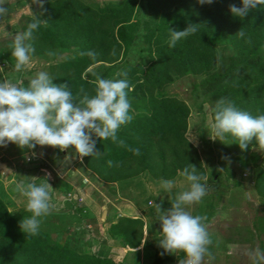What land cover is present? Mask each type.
<instances>
[{"label": "trees", "instance_id": "16d2710c", "mask_svg": "<svg viewBox=\"0 0 264 264\" xmlns=\"http://www.w3.org/2000/svg\"><path fill=\"white\" fill-rule=\"evenodd\" d=\"M31 1L19 0L18 5ZM231 4L243 6L242 0H214L204 5L198 0L104 3L44 0L42 7L32 8V14L22 15L19 32L27 29L33 17L44 21L29 41L34 48L31 56L49 59L48 72L54 82H67L74 96L83 95L80 89L94 94V84L90 83L95 79L94 73L104 78H112L121 70L128 73L131 86L128 99L133 120L121 126L117 133L125 146H118L111 139H97L96 149L100 154L83 157L90 171L107 183H119L120 190H131L129 180L143 174L156 181L173 180L190 164L197 167L198 174L207 177L198 147L187 136L191 108L184 100L164 91L165 85L188 73L206 74L196 85L198 95L205 101L216 102L225 97L254 116L264 114V5L241 19L230 12ZM190 25L197 31L170 47V28L185 30ZM240 29L246 33L245 38L236 34ZM138 37L144 41L140 43ZM249 37L251 44L246 42ZM13 38L8 46L0 49V60L5 65L3 72L7 74L16 72L9 48ZM72 47L71 56L55 61L57 55ZM226 49H231L232 53H219ZM49 51L54 55H48ZM89 51L96 53L94 60L82 55ZM97 63L100 64L96 71L88 70ZM23 74L19 72L20 76ZM22 86L27 84L23 82ZM226 138L233 141L231 135ZM205 142L206 149L213 153V141L206 138ZM254 146L255 140L244 152ZM129 148L139 149V155ZM38 149L37 145L34 150ZM30 151L20 148L18 154ZM257 151L251 156L259 166ZM56 152L63 151L56 148ZM109 160L113 161L111 167L107 163ZM50 166L44 157L34 168L26 169L30 176L25 181L49 182L56 209H63L68 207V201L55 196V185L60 177L54 175L52 179L43 172V168ZM213 176L208 179V192L216 191L217 178ZM255 185L264 196V167L256 175ZM71 206L74 209L69 213L52 214L51 222L47 220L48 215L42 217L38 234L26 235L19 222L30 216V212L25 206L12 209L0 191V264H126V260L118 261L112 256L114 251L110 253L108 249V238L123 247L137 248L142 244L145 221L141 217H118L108 227L107 237L99 228H89L90 223L75 212L76 205ZM72 214L75 217H71ZM63 215L70 220L65 221ZM149 216H153V210ZM156 223L158 228L160 223ZM58 227L63 229L53 230ZM66 233L67 239L63 242L60 236ZM145 248H149V242L145 243ZM164 253L157 244L152 264H163ZM130 264H140V260Z\"/></svg>", "mask_w": 264, "mask_h": 264}, {"label": "clouds", "instance_id": "9594fccd", "mask_svg": "<svg viewBox=\"0 0 264 264\" xmlns=\"http://www.w3.org/2000/svg\"><path fill=\"white\" fill-rule=\"evenodd\" d=\"M201 5L212 4L214 0H198ZM43 6L44 0H34ZM6 0H0V19L8 15V8L4 5ZM242 7L229 5L233 16L244 19L248 13L264 5V0H242ZM40 18L33 17L27 29L17 32L9 45L11 56L15 59L16 72L28 70L31 65V54L34 48L29 41L40 24ZM197 31L194 25L185 30L170 28L169 46L174 47L182 38ZM245 38L246 33L240 29L236 33ZM251 44V38L246 40ZM48 55H54L51 51ZM93 60L96 53L89 51L82 53ZM95 79L94 94L89 95L80 89L83 95L74 96L67 82L56 83L54 78L46 71H39L28 79L27 86L13 83L7 78L0 80V146L6 147L14 143L21 149H35L39 146H51L60 151L74 148L81 157L99 155L96 149L97 139L111 141L124 147L125 142L118 138L121 126L133 120L131 102L128 99V90L131 86L127 80V71H118L112 78H104L93 74ZM124 77V78H120ZM208 108V105H205ZM214 119L207 128L209 138L213 141L219 139L224 142L226 135L233 137L232 142L238 143L241 150L246 151L255 140V148L264 152V114L252 115L241 110L228 98L220 97L216 100ZM95 137V139H94ZM231 143V142H230ZM139 155V149H131ZM113 166V161H107ZM4 169L0 173H9ZM12 174V173H11ZM188 181V187L177 193L174 200H170L171 207L164 210L157 204L159 232V246L166 253L177 254L182 252L186 260L179 264H202L204 256L208 253V246L212 239L205 223L207 216L193 215L190 206L201 202L207 195V177L197 173V167L190 164L179 173ZM201 181H205L202 183ZM164 193L170 194L176 181L161 180ZM52 186L49 182L37 184L34 180L25 183H15L14 191L26 200V211L32 215L23 217L19 222L20 229L26 235H37L42 223V217L56 210L53 203ZM254 259L264 261V253L256 249L249 253Z\"/></svg>", "mask_w": 264, "mask_h": 264}, {"label": "rangeland", "instance_id": "374dc122", "mask_svg": "<svg viewBox=\"0 0 264 264\" xmlns=\"http://www.w3.org/2000/svg\"><path fill=\"white\" fill-rule=\"evenodd\" d=\"M86 1L104 3L106 1L120 2L121 0ZM18 4H20L19 0H6L4 6L8 8V15L0 19V49L8 46V41L19 32L22 24V15L32 14V8H38L40 6L39 3H34V0L26 5ZM139 27L142 28L141 25ZM137 40L140 43L144 41L140 37ZM71 50H74L73 47L64 50L63 53L56 56L57 59L55 61L60 62L71 56ZM219 53L228 54L232 53V50H220ZM130 57L132 58L131 55ZM219 60L221 63L220 56ZM50 63L49 59L37 55L31 56L32 66L28 70L23 71L22 73L24 74L20 76L19 72L4 73L5 65L0 60V80L7 78L13 83L23 81L27 84L28 79L33 77L37 72H48V65ZM99 64L91 65L88 70L96 71ZM205 77V73H188L187 75L177 77L173 82L164 86V91L167 94L179 97L191 108L187 136L198 147L203 164L207 169L206 186L209 184V177L215 174L213 177L217 178L215 181L216 191L211 190L207 192V195L203 197L201 202L189 208L193 215L207 216L205 223L208 226L212 244L208 246V253L204 256L202 264H264V261H259L249 255V253L254 252L256 249L264 253V196L255 185V177L259 170L264 167V152L255 147H251L249 152L245 153L244 150L240 149L238 143L230 141L226 136L224 142L219 139L212 140L213 153H210L206 149L205 139L209 138L207 128L210 127L214 119L213 106L215 102L205 101L201 95H198L199 90L196 89V85ZM205 105H208L207 109ZM19 149L20 147L14 143H9L6 147L0 146V161L6 163L13 169H18L17 177L11 174L0 173V191L12 209L26 206L25 198L23 196L19 198L16 194L17 192L13 191L15 183L25 181L24 179L30 176H27L26 166L30 164L36 165L44 157L52 166H55L56 171L62 178L71 179L74 184L71 186L63 182L58 185V188L63 192L62 196H64V201L67 198V192L69 190L76 192L79 196H84V202L67 198L68 207L53 210L47 218L50 222L53 221L52 214L58 211L69 213L74 209L71 204L75 205L76 203L75 212L79 213V217H82L87 223H90L88 227H97L100 229L106 221V216H102L103 210L100 208V206H105L102 199L106 195L112 198V196L115 197L118 196L117 194H120L125 198H131L133 203L144 211V213L148 211L146 213L148 215L153 210V216H150L147 220H150L151 223L149 228L151 229L152 227V230H154L156 229L154 223L156 221L159 222L156 220L159 215L156 204H161L164 210L170 208V200H174L178 192L188 187V181L180 176L173 179L176 181V186L173 187L171 193H164V190L161 188V180L156 181L151 179L149 175L143 174L141 177L129 180L131 190L128 188L120 190L119 183H107L94 172L90 171L86 167L83 158L75 152L74 148L57 153L54 147L39 146L38 150L31 149L32 151L24 155L18 154ZM254 151H257L259 166L256 164V159L251 156V153ZM52 169V175H55L56 172ZM30 174L32 175L33 173ZM201 182L205 183V181ZM115 189L118 191L116 192ZM149 200H152V205L147 203ZM57 206L59 207L60 205ZM29 214L30 216L32 215L31 213ZM64 215L62 218H65V221L70 220L68 216L66 217ZM71 217H75V214H72ZM56 220L57 218H54V221ZM59 228L61 230L63 229L58 227L53 230H58ZM160 231L161 228L159 226L155 231L156 236H153L157 244H159L158 233ZM60 237L64 242L67 239V233ZM107 237H109V233H107ZM147 257H144L145 262H149V258ZM181 259L186 260L187 258L184 253L179 252L173 254V260L165 264H179Z\"/></svg>", "mask_w": 264, "mask_h": 264}, {"label": "crops", "instance_id": "0c3cea01", "mask_svg": "<svg viewBox=\"0 0 264 264\" xmlns=\"http://www.w3.org/2000/svg\"><path fill=\"white\" fill-rule=\"evenodd\" d=\"M32 166L34 167L36 165L30 164L29 166H26V168L32 167ZM51 169L56 172L55 173L56 176L58 175L60 177L59 180L57 181L56 185H55V196L57 198L62 199L64 197V196H62L63 192L60 188H58V185H60L63 182L67 183L71 186H73L74 184L72 183L71 179L69 180V179H66L65 177L62 178L61 175L56 171L57 169L55 168V166L51 165L49 168H43V172L46 173V175L50 176V178L54 179V175H52ZM17 170L18 169H13V172L11 175H13L14 177H17L18 176ZM51 175H52V177H51ZM19 177H21V176H19ZM26 178L24 180H26ZM23 182L27 183L26 181H23ZM117 191L118 190H116V192ZM69 192H71V191L69 190L67 192V198H68ZM16 194L20 198L21 195L19 193H16ZM117 195L118 196H115V197L112 196V198H111V196L106 195L102 199L104 201L105 206H102V207L100 206V208L103 210V212H102L103 217H104V215H103L104 212L106 213V221L103 223L102 228L99 229L100 232L106 234L110 224L112 222H114L115 220H117V218L120 216L141 217L145 221L144 238H143L142 244L137 248H131L130 246L123 247L119 243L112 242V240L110 238H108L109 239L108 249H109L110 253L112 251H114V253H112V256H114V258L118 261L126 260V264L127 263L130 264L132 262H135L138 259L140 260V264H152L154 259H155L156 249H157V243H155V238H154L156 236L155 231L157 230V228L154 230L149 228L150 227V225H149L150 220H147V218L149 219L150 216L148 214L144 213V211H142L140 208H138L133 203L131 198L130 199L128 197L125 198V197L121 196L120 194H117ZM80 196H83V195H80ZM67 198L65 200L68 201ZM75 205L77 206L76 203H75ZM57 213L60 214V213H64V212L58 211ZM158 235H159V233H158ZM146 242L147 243L149 242V248H145ZM105 251H107V250H105ZM145 256H148L147 258H149L148 259L149 262L148 261L145 262V260H144ZM164 256L166 258H165V261L163 264H165L167 262H171V260H173V254L165 252ZM132 260H135V261H132Z\"/></svg>", "mask_w": 264, "mask_h": 264}, {"label": "built area", "instance_id": "2783aa9c", "mask_svg": "<svg viewBox=\"0 0 264 264\" xmlns=\"http://www.w3.org/2000/svg\"><path fill=\"white\" fill-rule=\"evenodd\" d=\"M68 198L70 200H76V201H79V202H83L85 200L83 196L77 195L76 192H69L68 193ZM150 204H153V202L150 201Z\"/></svg>", "mask_w": 264, "mask_h": 264}, {"label": "water", "instance_id": "95a60500", "mask_svg": "<svg viewBox=\"0 0 264 264\" xmlns=\"http://www.w3.org/2000/svg\"><path fill=\"white\" fill-rule=\"evenodd\" d=\"M4 169H10L11 170V172L6 173V174H11L13 172V169L12 168H10L6 163L0 161V170L3 171ZM103 215L106 216V213L104 212Z\"/></svg>", "mask_w": 264, "mask_h": 264}]
</instances>
